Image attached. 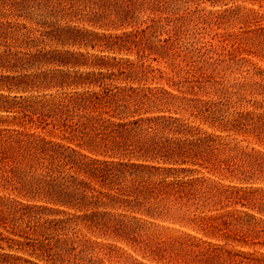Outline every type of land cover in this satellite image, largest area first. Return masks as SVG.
<instances>
[{
  "label": "trees",
  "instance_id": "trees-1",
  "mask_svg": "<svg viewBox=\"0 0 264 264\" xmlns=\"http://www.w3.org/2000/svg\"><path fill=\"white\" fill-rule=\"evenodd\" d=\"M185 2L0 0V111L62 135L2 136L20 199L0 203V264H145L124 247L155 264H264V151L222 135L264 146V112L180 97L122 57L151 56ZM258 39L264 58V25Z\"/></svg>",
  "mask_w": 264,
  "mask_h": 264
},
{
  "label": "rangeland",
  "instance_id": "rangeland-1",
  "mask_svg": "<svg viewBox=\"0 0 264 264\" xmlns=\"http://www.w3.org/2000/svg\"><path fill=\"white\" fill-rule=\"evenodd\" d=\"M228 11L235 13L232 19ZM261 16L264 19V2L258 0H186L178 12L180 20L176 22V27L171 23L151 38L154 48L151 56L139 57L134 53L122 57L139 64L144 63L149 84L164 87L180 97L218 102L222 96L230 102V113H261L264 112V97L252 91L255 82L264 81L263 76L256 75L258 69L264 71V58L257 45L259 28L264 22L256 21ZM10 19L16 21V18ZM162 48H166V53L163 49L161 56L159 51ZM146 54L141 53L140 56ZM6 74V71L0 70V75ZM0 93L8 94L6 91ZM52 93H56V90L45 94ZM21 117L14 111H0V153L4 151L2 136L11 135L15 131L49 137L62 136L53 129L52 124H31ZM196 125L203 130L219 133L199 120ZM222 135H230L242 147L264 151V146L253 137L227 132ZM230 181L223 180L226 184ZM19 199L6 183L4 164L0 162V203ZM163 225L196 235L195 231L187 228L167 222ZM172 234L178 235L176 232ZM124 248L127 254L139 261L155 264L144 260L139 252Z\"/></svg>",
  "mask_w": 264,
  "mask_h": 264
}]
</instances>
